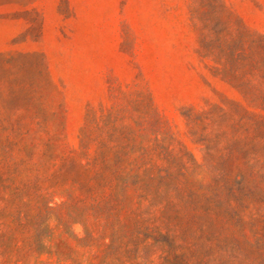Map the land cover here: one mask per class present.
Segmentation results:
<instances>
[{"label": "rangeland", "instance_id": "obj_1", "mask_svg": "<svg viewBox=\"0 0 264 264\" xmlns=\"http://www.w3.org/2000/svg\"><path fill=\"white\" fill-rule=\"evenodd\" d=\"M0 264H264V0H0Z\"/></svg>", "mask_w": 264, "mask_h": 264}]
</instances>
